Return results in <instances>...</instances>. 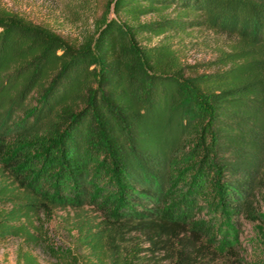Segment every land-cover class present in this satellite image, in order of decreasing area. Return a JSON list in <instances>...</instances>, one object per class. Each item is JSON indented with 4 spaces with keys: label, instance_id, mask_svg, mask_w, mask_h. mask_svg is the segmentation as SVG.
Returning <instances> with one entry per match:
<instances>
[{
    "label": "trees",
    "instance_id": "trees-1",
    "mask_svg": "<svg viewBox=\"0 0 264 264\" xmlns=\"http://www.w3.org/2000/svg\"><path fill=\"white\" fill-rule=\"evenodd\" d=\"M74 1L77 39L0 9V246L242 264L228 228L264 219V0ZM191 31L224 45L186 64ZM56 211L86 262L52 242Z\"/></svg>",
    "mask_w": 264,
    "mask_h": 264
},
{
    "label": "rangeland",
    "instance_id": "rangeland-1",
    "mask_svg": "<svg viewBox=\"0 0 264 264\" xmlns=\"http://www.w3.org/2000/svg\"><path fill=\"white\" fill-rule=\"evenodd\" d=\"M0 9L14 13L33 24L46 26L70 39H77L82 29L80 21L75 17L77 4L74 0H0ZM158 40L159 38H155L152 44ZM223 45V38L204 31H191L190 36H183L175 44V48L179 49L181 61L191 65L211 60ZM259 205V211L264 213V202ZM67 213L69 217L72 216L70 211L54 213L47 224L49 236L60 251L70 249L76 253L78 261L86 262L85 253L74 251L72 238L64 229L61 218H65ZM228 229L242 264H264V219L252 222L239 217L233 228ZM15 248V241L1 244L0 261L3 264H14ZM34 254L39 261H44L39 251H34Z\"/></svg>",
    "mask_w": 264,
    "mask_h": 264
}]
</instances>
